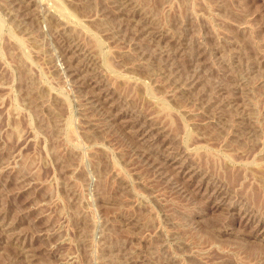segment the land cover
Wrapping results in <instances>:
<instances>
[{"label": "rangeland", "instance_id": "1", "mask_svg": "<svg viewBox=\"0 0 264 264\" xmlns=\"http://www.w3.org/2000/svg\"><path fill=\"white\" fill-rule=\"evenodd\" d=\"M0 264H264V0H0Z\"/></svg>", "mask_w": 264, "mask_h": 264}]
</instances>
